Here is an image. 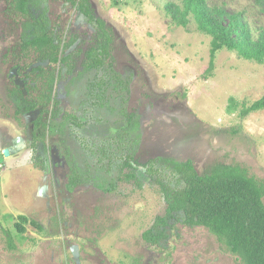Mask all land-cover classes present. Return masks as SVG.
<instances>
[{
	"label": "rangeland",
	"instance_id": "1",
	"mask_svg": "<svg viewBox=\"0 0 264 264\" xmlns=\"http://www.w3.org/2000/svg\"><path fill=\"white\" fill-rule=\"evenodd\" d=\"M11 2L0 0V264H243L203 227L178 224L168 230L164 247L144 243L141 234L164 215L165 203L141 172L136 173L141 188L119 183L113 193L91 184L67 190L65 150L75 153V145L57 135L45 137L43 147L34 140V135L40 138L34 122L41 110H48L44 121L51 110L60 117L79 116L91 77L82 71L84 54L96 45V31L70 4L48 0L55 43L62 47L73 41L63 50L72 68L35 62L21 51L23 18ZM89 2L112 32L106 63L131 79L126 109L140 124L136 161H191L199 174L216 165L240 166L264 185V109L240 117L243 108L264 95V62L223 48L209 68L211 37L199 32L192 19L177 26L165 9L182 0ZM207 5L238 15L254 40L264 32V0H207ZM37 67L55 73L52 101L17 116L12 90L25 95L36 83L26 75ZM99 118L102 122L83 128V135L107 139L126 126L105 111ZM19 216L28 222L21 223ZM17 222L24 233L17 232Z\"/></svg>",
	"mask_w": 264,
	"mask_h": 264
},
{
	"label": "trees",
	"instance_id": "2",
	"mask_svg": "<svg viewBox=\"0 0 264 264\" xmlns=\"http://www.w3.org/2000/svg\"><path fill=\"white\" fill-rule=\"evenodd\" d=\"M62 1L75 8L84 22L95 29L97 37L96 45L84 54L82 71L91 77L85 83L77 110L79 116L60 117L56 110H51L49 119L44 121L43 113L48 110H41L34 122V131L36 128L40 131V138L34 135V140H39L43 147L45 137L57 135H65L75 145L77 152L70 148L65 150L69 169L67 190L71 192L80 185L91 184L102 193H113L119 183H133L136 188H141L136 175L141 172L157 187L165 203L164 215L156 217L152 226L141 234L144 243L164 247L169 238L168 230L178 224L188 228L203 227L243 264H264L263 183L249 176L240 166L216 165L209 173L199 174L191 161L177 162L157 157L144 164L138 163L140 124L126 109L131 79L123 78L106 63L110 57L112 32L104 21L95 17L89 0ZM10 6L23 18L20 48L24 57L29 59L32 55L35 62L72 68L70 55L63 56V50L73 41L65 42L62 47L61 42L55 43L48 0H12ZM165 9L177 26L185 27L192 19L199 32L211 37L209 68L213 67L215 53L223 48L242 59L259 64L264 62V32L254 40L238 15H229L220 8H209L207 0H182L181 5L168 3ZM29 75L36 83L29 86L25 95L21 90H12L17 116L52 101L55 73H46L37 67L26 76ZM31 91L36 92L34 97L29 95ZM263 109L264 95L243 108L240 117L245 118ZM100 111L108 113L116 123L125 122V128L107 139L83 135V128L102 122ZM18 219L21 223L28 222L26 216ZM21 223H15L19 234L25 232ZM30 224L40 229L33 221Z\"/></svg>",
	"mask_w": 264,
	"mask_h": 264
},
{
	"label": "built area",
	"instance_id": "3",
	"mask_svg": "<svg viewBox=\"0 0 264 264\" xmlns=\"http://www.w3.org/2000/svg\"><path fill=\"white\" fill-rule=\"evenodd\" d=\"M0 167H1V165H0Z\"/></svg>",
	"mask_w": 264,
	"mask_h": 264
},
{
	"label": "flooded vegetation",
	"instance_id": "4",
	"mask_svg": "<svg viewBox=\"0 0 264 264\" xmlns=\"http://www.w3.org/2000/svg\"><path fill=\"white\" fill-rule=\"evenodd\" d=\"M84 21V20H83Z\"/></svg>",
	"mask_w": 264,
	"mask_h": 264
}]
</instances>
